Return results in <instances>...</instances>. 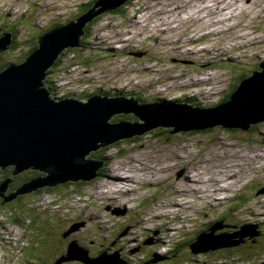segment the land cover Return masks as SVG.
<instances>
[{
	"label": "rangeland",
	"instance_id": "rangeland-1",
	"mask_svg": "<svg viewBox=\"0 0 264 264\" xmlns=\"http://www.w3.org/2000/svg\"><path fill=\"white\" fill-rule=\"evenodd\" d=\"M90 1L0 0V35L11 31V44L16 39L24 45L9 47L0 62L20 59L47 31L82 16ZM125 2L86 20L80 45L59 52L43 79L53 87L51 94L86 102L100 89L137 105L214 108L264 62V0ZM115 115L110 122L119 120ZM126 115L122 119L143 123L134 113ZM172 130L156 126L88 151L85 159L101 161L97 176L20 194L15 206L24 213L8 204L15 197L6 201L0 207V264H53L68 242H77L91 257L118 253L130 264H264V192H258L264 186V120L246 130L221 124ZM13 170L0 167V183L9 180L4 195L46 175L35 168ZM115 173L136 182L112 185L122 189L109 192L107 180ZM123 189L131 192L122 196ZM250 221L260 222L261 234L249 236V228H257L244 226ZM203 231L232 233L237 248L225 250L216 239L212 250L194 252L197 232ZM189 241L193 247L184 251ZM176 242L179 251L163 255ZM185 253L197 263L184 261ZM64 263L82 264H58Z\"/></svg>",
	"mask_w": 264,
	"mask_h": 264
},
{
	"label": "water",
	"instance_id": "water-1",
	"mask_svg": "<svg viewBox=\"0 0 264 264\" xmlns=\"http://www.w3.org/2000/svg\"><path fill=\"white\" fill-rule=\"evenodd\" d=\"M125 1L96 0L79 18L43 34L37 47L21 62L8 64L0 71V167L13 166L12 174L25 168H35L46 174L45 177L32 178L10 195L2 194L9 180L1 182L0 196L4 200L37 187L97 176L94 171L99 169L101 161L84 159L88 151L156 126H173L170 132L196 130L215 124L246 130L251 124L264 120V62L259 64L260 70L253 71L239 82L230 99L214 108L191 109L184 104L155 102L137 105L133 99L99 94L89 97L86 102L73 97L52 99L44 87L45 70L64 47L80 45L81 26L86 20L105 9L117 8ZM0 36L1 52L10 47L11 31ZM115 113H134L143 123L110 122ZM258 192L263 193L264 187ZM198 235L199 242L191 248L194 252L212 250L216 239L224 246L238 243L236 239L230 240L232 235L228 233L216 236L213 232L203 231ZM76 244L68 243L66 252L53 264L72 260L82 264H130L118 253L91 257L86 248ZM220 245L214 243L213 247Z\"/></svg>",
	"mask_w": 264,
	"mask_h": 264
},
{
	"label": "trees",
	"instance_id": "trees-1",
	"mask_svg": "<svg viewBox=\"0 0 264 264\" xmlns=\"http://www.w3.org/2000/svg\"><path fill=\"white\" fill-rule=\"evenodd\" d=\"M96 0H92V1H90V2H88V4H87V6H88V8L87 9H89L90 7H92L93 6V4H94V2H95ZM128 1V0H127ZM126 1V2H127ZM125 2V3H126ZM124 4V3H123ZM122 4V5H123ZM118 8V7H117ZM87 9H85V10H87ZM114 9H116V8H113V9H110V11L111 10H113V11H115ZM120 9H121V7H120ZM119 9V10H120ZM96 17L97 16H95V17H93L92 19H91V21H95V19H96ZM88 24V23H87ZM86 24V25H87ZM15 25H17L16 23H15ZM15 25H13V26H11V30H12V33H14L13 34V37L15 38V36L17 35V30H16V26ZM85 29H84V31H85V34H86V26L84 27ZM18 46H24L23 45V43H21L20 41H18V40H16V39H14V42L11 44V41H10V47H11V49H13V48H15V47H18ZM36 46H37V44L35 43V44H33V45H29V46H27V49L25 50V55L27 56L31 51H33L35 48H36ZM8 50V49H7ZM6 50V51H7ZM6 51H4V52H2V53H0V55L1 54H3V53H5ZM22 56L20 59H18L17 61L16 60H14L13 62H21L22 61V58L24 59L26 56ZM0 59H1V57H0ZM58 61V60H57ZM13 62H9V61H6V62H0V71L3 69V68H5L8 64H11V63H13ZM58 64V63H57ZM56 64V65H57ZM45 81V80H44ZM46 82H47V84H49V81H48V79H46ZM45 82V83H46ZM44 83V84H45ZM50 85H51V83H50ZM45 86V88L49 91V96L51 97V98H54V99H56L57 97L55 96L56 94L54 93V94H51V92L53 93V87H50L49 85H44ZM236 86V85H235ZM234 89V88H233ZM232 89V90H233ZM98 93L100 92L101 94H103V95H110V93H109V90H104V91H100V89H97L96 90ZM107 93H109V94H107ZM100 94V95H101ZM112 96H118V93H116V92H113V94H112ZM134 98H142V97H140V94H136V95H134ZM58 99V98H57ZM143 100H144V98H143ZM145 101V100H144ZM219 103H221V102H219ZM116 117H114V118H118L119 117V120H124L126 117H129V116H127L126 114H123V113H118V114H116L115 115ZM122 118H124V119H122ZM118 120V121H119ZM188 131H195V130H188ZM134 136V135H133ZM99 159H101V158H99ZM101 170V169H100ZM35 177V176H34ZM32 178V177H31ZM65 183V182H64ZM69 184H71L70 182H68V181H66V183H65V185H69ZM18 184H16L15 186H17ZM64 185V184H63ZM14 187V186H13ZM54 187H56V186H54ZM54 187H47V186H45V187H42L43 189H54ZM41 188V189H42ZM13 189V188H12ZM14 190V189H13ZM13 191H9V193H12ZM34 191H32V192H30V194L31 193H33ZM26 194H28V193H26ZM21 195H23V194H21ZM21 195H17L16 197H15V199L14 200H12V201H8V204L14 209V210H16V211H18L19 213H24V210L20 207V206H15V204L17 203V200L19 199V198H22L21 197ZM28 201H30V199H28ZM11 203H12V205H11ZM7 203H6V200H4L3 199V197L2 196H0V207L2 206V205H4V206H7L6 205ZM14 205V206H13ZM216 222V221H215ZM217 222H220V221H217ZM35 225V224H34ZM197 234H199V232H197ZM196 234V235H197ZM195 235V236H196ZM194 238L195 237H193V238H191L190 240L192 241V240H194ZM254 240V237L253 238H251V242ZM191 241H189V242H187V244L186 245H183L182 246V249L185 251V248H187V247H185V246H188L189 247V245H190V243H191ZM246 244V243H245ZM172 245V244H171ZM246 245H248V246H250L251 245V243H250V245L249 244H246ZM185 247V248H184ZM171 248V250L168 252V251H166L165 253H167V254H164L163 253V255H166V257H171L173 254L172 253H175V252H177V248H178V243L176 242V244L173 246L172 245V247H170ZM237 248V245H233L232 246V249H236ZM230 249V247L228 246L225 250H229ZM182 250V251H183ZM179 251V250H178ZM189 251H190V249H189ZM208 252V251H207ZM58 254H63V251H62V253L61 252H59ZM186 254V253H185ZM180 255V254H179ZM35 256V255H34ZM61 255H59V257H60ZM155 256H158V254H156V253H152L151 254V257H155ZM186 256H187V259L186 260H184V261H187V262H196L197 263V259H195V257H194V255L192 256V257H189V254L187 253L186 254ZM58 257H56L55 258V260L57 259ZM176 258V257H175ZM33 260H35V259H33ZM55 260H53V261H55ZM139 260H141V259H138V260H136V261H139ZM36 261V260H35ZM129 261V260H128ZM157 262V261H156ZM159 262V261H158ZM167 262V261H166ZM165 263V262H164ZM163 263V264H164ZM47 264V263H46ZM158 264V263H157Z\"/></svg>",
	"mask_w": 264,
	"mask_h": 264
},
{
	"label": "bare ground",
	"instance_id": "bare-ground-1",
	"mask_svg": "<svg viewBox=\"0 0 264 264\" xmlns=\"http://www.w3.org/2000/svg\"><path fill=\"white\" fill-rule=\"evenodd\" d=\"M84 30V29H83ZM13 37V36H12ZM10 49V48H9ZM4 52V51H3ZM7 52V51H6ZM7 53H9V52H7ZM5 54V53H4ZM178 101V100H177ZM136 102V101H135ZM146 103V102H145ZM176 158H178V157H176ZM85 159V158H84ZM90 159V158H89ZM110 166H108V168H109ZM185 168H187L188 166H184ZM105 170V169H104ZM118 171V170H117ZM119 172H120V170H119ZM121 175H119L118 173H115V175H112V177H111V181H109V180H107V182H109L110 184H111V186H108V187H110V188H112L113 189V191H109V192H112V193H114V192H118L120 189H122V188H119L118 190L117 189H114V187L112 186V185H120V184H123V183H126L127 181L125 180V178L124 177H120ZM165 178V177H164ZM105 180V179H104ZM135 179H129V181H131V182H136V181H134ZM213 181H215L214 179H213ZM131 182H127L126 184H128V183H131ZM138 183V182H137ZM125 189H127L128 190V188H125ZM125 189H123L122 190V192H123V194H122V196H124V195H126V194H129V192H131V190L129 189V191H127V190H125ZM181 189V188H180ZM215 190H217V188H215ZM103 191V190H102ZM121 191V190H120ZM119 193V192H118ZM109 198V197H108ZM179 211V210H178ZM221 226H224L223 225V223H221ZM242 229V228H241ZM237 233V232H236ZM232 235V233L230 234V236ZM196 241V240H195ZM239 241V240H238ZM241 241V240H240ZM68 247V246H67ZM66 247V248H67ZM55 260V259H54ZM1 262V261H0ZM2 263V262H1Z\"/></svg>",
	"mask_w": 264,
	"mask_h": 264
},
{
	"label": "flooded vegetation",
	"instance_id": "flooded-vegetation-1",
	"mask_svg": "<svg viewBox=\"0 0 264 264\" xmlns=\"http://www.w3.org/2000/svg\"><path fill=\"white\" fill-rule=\"evenodd\" d=\"M61 236H63V233L60 234V237H61ZM245 238H246V237H245ZM245 238H244V239H245ZM58 242H59V241H58ZM61 246H62V245H61ZM59 252L62 253V251H58V252H56V255H55L56 257H59V255H62V254H58ZM51 262H52V261L47 262V264H50ZM64 264H65V263H64Z\"/></svg>",
	"mask_w": 264,
	"mask_h": 264
}]
</instances>
